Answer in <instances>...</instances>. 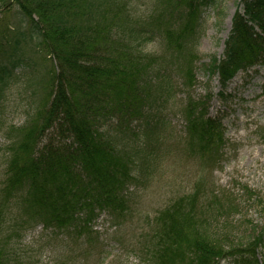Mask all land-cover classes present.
Here are the masks:
<instances>
[{"label":"trees","instance_id":"1","mask_svg":"<svg viewBox=\"0 0 264 264\" xmlns=\"http://www.w3.org/2000/svg\"><path fill=\"white\" fill-rule=\"evenodd\" d=\"M219 1L154 0L141 13L131 0H0V13L15 6L18 21L12 53L0 55V110L14 85L25 101L23 123L4 130L0 264H42L9 251L34 225L82 233L102 212L129 213V186L159 170L175 77L197 82L203 10ZM154 41L160 53L148 50ZM30 42L44 55L27 54ZM255 66H264V0H240L222 56L202 67L225 97L236 73ZM211 98L190 99L182 111L184 150L203 164H219L226 144ZM194 186L146 215L140 263L259 264L264 228L228 239L229 227L213 224L236 204Z\"/></svg>","mask_w":264,"mask_h":264},{"label":"rangeland","instance_id":"2","mask_svg":"<svg viewBox=\"0 0 264 264\" xmlns=\"http://www.w3.org/2000/svg\"><path fill=\"white\" fill-rule=\"evenodd\" d=\"M153 2L131 0L130 4L143 13ZM239 2L220 0L216 7L203 10L197 47L200 57L196 68L197 82L193 86H183L181 78L175 77L176 96L173 107L166 111L168 127L162 140L159 170L149 178L140 175L129 186V213L117 219L103 212L82 233L78 229L58 231L46 229L42 224L34 225L21 238L12 240L14 242L9 245L11 255L42 264H141L138 242L146 227V215H154L170 200L193 192L194 185L199 182L223 203L236 204L230 216L221 217L213 224V230L221 232L222 227H229L226 234L230 239V236H249L253 226L258 232L264 228V66L237 72L225 90V97L220 94L218 77L210 78L202 67L212 56H222ZM16 17L15 6L0 13V55L3 48L12 53L10 48L18 26ZM24 47L34 58L44 55L32 42ZM147 48L160 53L162 43L154 41ZM207 93L212 95L210 114L222 118L226 128V144L219 164H213V161L203 164L201 157L194 158L184 150L186 120L183 108L190 99H201ZM24 105L19 86L14 85L7 92L4 108L0 110V182L6 166L4 130L9 125L23 123ZM255 254L259 264H263L264 245H260Z\"/></svg>","mask_w":264,"mask_h":264}]
</instances>
